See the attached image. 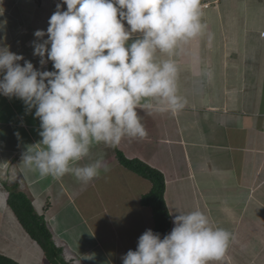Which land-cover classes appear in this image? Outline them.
<instances>
[{
    "label": "crops",
    "instance_id": "crops-1",
    "mask_svg": "<svg viewBox=\"0 0 264 264\" xmlns=\"http://www.w3.org/2000/svg\"><path fill=\"white\" fill-rule=\"evenodd\" d=\"M243 1L260 13L261 28L264 0ZM60 2L0 0V22H4L0 46L23 55L40 70L52 71L51 61L41 68L39 57L33 56L32 41L36 30L46 31ZM201 7L214 40L211 46L206 40L193 45L197 59L178 58L185 108L177 113L139 110L146 138L125 137L115 147L93 144L78 166L100 160L102 167L99 176L87 183L71 173L40 180L28 171L22 154L41 140L40 121L34 118V109L25 114L21 100L0 96L1 254L23 264L33 260L51 264L6 202V194L18 191L30 198L57 245L71 253L70 260L122 264L130 245L120 250L119 242L134 238L142 224L151 222L152 230L153 218L151 208L141 204L151 183L118 161L120 151L164 175L170 231L175 215L200 210L214 226L234 236L220 264H264V27L253 30L263 39L250 44L229 19L232 5L223 8L221 0H201ZM69 213L73 223L66 222ZM63 264L67 263L63 260Z\"/></svg>",
    "mask_w": 264,
    "mask_h": 264
},
{
    "label": "clouds",
    "instance_id": "clouds-1",
    "mask_svg": "<svg viewBox=\"0 0 264 264\" xmlns=\"http://www.w3.org/2000/svg\"><path fill=\"white\" fill-rule=\"evenodd\" d=\"M203 16L201 0H61L46 31L33 33V56L41 68L51 61L52 71L0 46V96L21 100L40 121L41 140L22 154L24 167L40 180L71 173L87 183L102 167L78 166L93 144L146 138L139 110H183L178 58L197 59L193 45L214 40ZM172 222L163 238L146 229L122 264H216L234 239L200 210Z\"/></svg>",
    "mask_w": 264,
    "mask_h": 264
},
{
    "label": "trees",
    "instance_id": "trees-1",
    "mask_svg": "<svg viewBox=\"0 0 264 264\" xmlns=\"http://www.w3.org/2000/svg\"><path fill=\"white\" fill-rule=\"evenodd\" d=\"M118 161L127 169L137 173L151 183L149 192L141 197V204L152 211L153 232L160 233L161 238L170 233L171 218L164 199V175L139 159H129L120 151L116 152ZM7 204L14 212L20 225L32 240L40 247L51 264H63V248L57 245L50 229L31 204L30 198L22 192L11 191L6 198ZM0 264H19L14 259L0 253Z\"/></svg>",
    "mask_w": 264,
    "mask_h": 264
},
{
    "label": "rangeland",
    "instance_id": "rangeland-1",
    "mask_svg": "<svg viewBox=\"0 0 264 264\" xmlns=\"http://www.w3.org/2000/svg\"><path fill=\"white\" fill-rule=\"evenodd\" d=\"M19 1H21V0H19ZM229 1L230 0H221V5L223 8L225 6H231L232 5V7L230 8L232 10V12H230L229 19L235 25V31L237 33H240L241 35H245L246 38L248 39V41H250V44L252 41L255 43H256V41H261V39H263V38H260L259 31L253 32V30H257V29L260 30L261 28L264 27V25H263L261 28H259V26H261L262 23H261V19H260V13L256 11L257 9L254 10V8L250 7L248 2L243 1V0H235V2H233V3H230ZM206 11L208 12V11H212V10L207 9ZM255 39H257V40L255 41ZM262 44H263V41H262ZM258 45H259V43L257 44L255 55L258 54V52H257V50H259ZM257 59H261V57L257 56ZM0 174H1V176L3 175L2 173H0ZM7 195L8 194H6L5 199L7 198ZM191 211H193V210H191ZM66 222L67 223H73L74 222V217H73L72 213L68 214ZM150 224H151V222H149V224L147 226L142 224L140 227L141 230H140V228H137L136 229L137 232L133 233L134 238L127 239L122 244L120 241L118 244L119 249L122 250L127 244V245H130L129 247L126 248L127 251L128 250L135 251L137 248L138 238L140 237L141 234H143V232L146 229H151ZM173 226L174 225L172 222L171 229L173 228ZM52 237H53V234H52ZM68 241L70 242V244L72 246H76V244L74 243V241L71 237L68 238ZM130 241H133V243H131ZM59 244H61V242H59ZM106 244L111 246V242L109 240H106ZM62 250H64V254H63L64 262L67 264H76V261L78 258L73 257L74 259L70 260L71 256H69L68 254H71V253L69 252V250H65V248H63ZM70 251L72 252V250H70ZM18 262H19V264H23L21 261H18ZM79 263H83V262L80 261ZM220 263H221V261L216 262V264H220ZM33 264H39V260L38 261L33 260Z\"/></svg>",
    "mask_w": 264,
    "mask_h": 264
}]
</instances>
